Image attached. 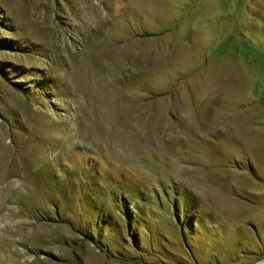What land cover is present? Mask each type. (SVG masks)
Listing matches in <instances>:
<instances>
[{
	"label": "rangeland",
	"instance_id": "1",
	"mask_svg": "<svg viewBox=\"0 0 264 264\" xmlns=\"http://www.w3.org/2000/svg\"><path fill=\"white\" fill-rule=\"evenodd\" d=\"M0 264H264V0H0Z\"/></svg>",
	"mask_w": 264,
	"mask_h": 264
},
{
	"label": "trees",
	"instance_id": "2",
	"mask_svg": "<svg viewBox=\"0 0 264 264\" xmlns=\"http://www.w3.org/2000/svg\"><path fill=\"white\" fill-rule=\"evenodd\" d=\"M129 201H127V203H125V205L122 206V210L124 212V223H123V227L126 229V235L129 236L131 242L135 243L136 239H135V235L136 233H134V229H133V222L135 221L134 219V215L138 214V210L137 207H134L133 204H135V202H131L128 203ZM132 204V205H131ZM131 205V206H130ZM125 206V207H124ZM128 210V213L127 211ZM185 211V209H183V212ZM173 215L175 217V220L177 221V224L179 225V231L182 235L183 238H185L184 235V226H192V224H194L193 222V217H188L186 215V213H183V215L177 210V206L176 204H173ZM121 229H119V231H117L119 233V235L122 237V233L120 232ZM116 231V230H115ZM82 236H86L87 238H89L92 242H96L98 241V235L97 234H92V233H85V232H81ZM124 236V234H123ZM123 238V237H122ZM130 242V243H131ZM100 245V248L106 252H108L109 250H111L108 246H103L101 245V243H98Z\"/></svg>",
	"mask_w": 264,
	"mask_h": 264
}]
</instances>
